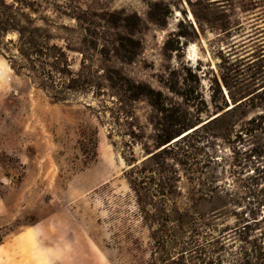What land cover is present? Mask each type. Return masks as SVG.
Instances as JSON below:
<instances>
[{
	"label": "rangeland",
	"instance_id": "374dc122",
	"mask_svg": "<svg viewBox=\"0 0 264 264\" xmlns=\"http://www.w3.org/2000/svg\"><path fill=\"white\" fill-rule=\"evenodd\" d=\"M22 2L50 44L64 50L72 73L84 61L89 84L53 102L0 57V194L7 216L0 243L35 227L41 248L55 247L61 256L67 247L73 264H160L151 259L150 233L165 223L162 214L140 218L123 177L130 149L140 161L153 150V112L143 100L126 105L107 88L100 77L112 66L163 94L165 83L190 77L206 103L199 109L208 111L201 122L218 113L181 144L193 165L180 171L175 208L188 214L174 223L179 229L164 256L171 264H264V133H241L236 125L264 110L253 108L255 100L228 111L229 93L254 90L252 81L236 85L240 73L264 77V0ZM103 14L113 21L131 16L137 25L131 62L103 48L112 33ZM1 37L17 40L12 32ZM101 49L106 56L97 54Z\"/></svg>",
	"mask_w": 264,
	"mask_h": 264
},
{
	"label": "trees",
	"instance_id": "16d2710c",
	"mask_svg": "<svg viewBox=\"0 0 264 264\" xmlns=\"http://www.w3.org/2000/svg\"><path fill=\"white\" fill-rule=\"evenodd\" d=\"M20 4L23 5L22 0H0V57L14 75L27 79L53 102L66 101L68 92H83L89 84L83 73L84 61L81 62L80 70L72 73L64 50L50 44L51 37L48 32L35 25L34 20L23 12V6ZM110 17L109 14H103L100 17V20L110 26L112 31L111 38L105 41L103 48L107 49L111 58L129 63L133 60L139 45L132 37V30H135L137 25L131 16H123L114 21ZM154 22L157 20L154 19ZM9 32L17 35L15 42L2 39L1 35ZM177 48L179 47L168 48L165 45L164 50L176 51ZM102 49L97 54L106 56L107 51ZM242 77L240 73L235 80L236 85L242 87L252 81L254 90L251 92L242 90L239 94L229 93L232 107L229 108L224 101V108L235 111L246 101L256 100L257 103L253 108L264 110V77L257 78L255 74L247 78ZM100 79L110 90L119 91L122 102L126 105L143 100L153 112L149 119L154 131L153 150L146 151V155L140 161L133 159L130 149L131 158L123 156L127 165L123 177L134 195L140 218L146 220L154 215H151L154 211L162 214L160 221L165 223L158 225L150 233L153 242L151 259L160 264H171L173 261L168 255L164 256V252L166 253L167 245L179 229L176 225L174 226V223L188 214L187 210L179 213V210L175 208L176 199L179 196L177 184L180 182V171L186 173L193 165L192 154H186L181 144L203 129L210 121L215 120L218 113L209 117L212 120L206 123L201 122V114L208 111L199 109L200 105L205 106L206 103L195 84L197 81H193L190 77L184 78L181 84L172 80L165 83L168 94L154 90L146 83L134 82L112 66L104 67ZM236 96L240 98L236 99ZM215 108L219 112L223 110L219 107ZM236 125L241 129L239 130L241 133L247 131L264 133V116L252 117L246 122L240 119ZM243 127L246 129L242 130ZM108 139L110 140V137ZM91 153L92 156L95 155ZM167 223L171 225L165 228ZM158 252L161 254L155 257Z\"/></svg>",
	"mask_w": 264,
	"mask_h": 264
},
{
	"label": "crops",
	"instance_id": "0c3cea01",
	"mask_svg": "<svg viewBox=\"0 0 264 264\" xmlns=\"http://www.w3.org/2000/svg\"><path fill=\"white\" fill-rule=\"evenodd\" d=\"M0 194V222L7 221ZM39 230L31 227L11 236H5L0 243V264H73L66 257L68 249L63 246V255L55 254V247L41 248ZM51 233H48L50 235ZM50 238V237H49ZM52 241V240H51Z\"/></svg>",
	"mask_w": 264,
	"mask_h": 264
}]
</instances>
